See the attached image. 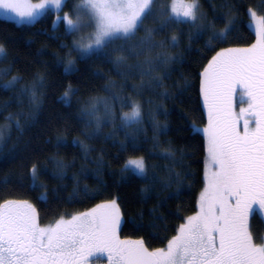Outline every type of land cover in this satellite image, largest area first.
<instances>
[{"label": "trees", "instance_id": "16d2710c", "mask_svg": "<svg viewBox=\"0 0 264 264\" xmlns=\"http://www.w3.org/2000/svg\"><path fill=\"white\" fill-rule=\"evenodd\" d=\"M199 3L205 25L202 34L190 39L194 29L188 23L170 24L155 33L154 39L165 41V46L152 55L162 52L173 60L146 76L117 65V56L126 55L113 51L120 40L103 51L75 58L74 70L66 72L64 64L71 57L74 35L62 23L53 25V13L47 12L31 24L0 18V45L5 49L0 58V203L26 200L35 206L43 224L117 198L122 212L120 239H142L149 250L166 246L178 225L196 212L204 186L205 139L193 128L205 125L208 117L200 73L221 49L252 44L249 9L264 17L262 0ZM168 4L170 0H157L136 40L146 29L159 27V12ZM66 8L67 4L63 10ZM228 17H234L235 23L227 38L209 44L212 33L223 29ZM173 35L178 42L170 47L167 41ZM144 59V55L133 56L125 63ZM13 75L20 77L15 86L3 88ZM157 75L165 78L159 87H153L149 81ZM34 83L38 103L31 100V91H24ZM69 85L73 94L70 103H65L62 96ZM96 98H104L100 100H106L114 111L100 121L99 128L83 114ZM132 101L141 104V123L125 128L121 114L130 111ZM168 148L174 153L171 157L163 152ZM139 156L146 160L148 181L121 172L129 157ZM170 170L171 186L164 187ZM149 183L151 191L142 192ZM43 193L46 202L41 199ZM250 230L255 243H262L261 216L250 217Z\"/></svg>", "mask_w": 264, "mask_h": 264}, {"label": "snow or ice", "instance_id": "6c2138e0", "mask_svg": "<svg viewBox=\"0 0 264 264\" xmlns=\"http://www.w3.org/2000/svg\"><path fill=\"white\" fill-rule=\"evenodd\" d=\"M156 2L79 0L74 10L75 19L71 12H65L62 16L57 15L53 23L62 21L69 33L86 27L94 29L73 41L74 49L69 51V56L72 50L82 55L100 52L120 40L121 45L113 51L126 55L117 56V65L129 72L139 70L146 76L160 64L166 65L173 60L172 56L162 52L152 55L153 50L165 46V41L154 39L155 33L170 24L188 23L194 29L190 34L192 39L205 29L199 0H170V4L159 12L162 17L159 27L146 29L145 35L136 40L137 31L153 15ZM65 3L66 0H39L38 3L0 0V10L5 16L15 14L20 22H31L49 8L62 11ZM85 16L87 21L82 19ZM249 16L256 25V42L250 47L221 49L200 73V92L208 113V126L203 129L207 151L205 187L198 199V211L178 225L166 247L149 250L142 239H120L122 212L117 198L68 219L62 215L43 227L39 224L35 206L28 201L8 200L0 203V264H90L92 258L105 254L108 264H264V242L255 243L250 230L251 216L259 215L264 222V17L257 16L253 9H249ZM234 23V17H228L225 27L212 33L209 44L213 40H225ZM177 42L176 35L167 41L170 47ZM4 53L5 49L0 45V57ZM141 55L145 56L142 62L125 63L127 58ZM74 68L75 61L69 59L65 71L71 72ZM164 78L152 76L149 83L159 87ZM19 79L13 76L2 87L12 88ZM24 91H31V100L38 103L35 83ZM238 92L241 102L247 98L248 106L240 108L236 115L233 103ZM72 94L69 85L62 96L65 103H70ZM104 108L106 115H114L113 106L106 100ZM97 111V104L93 103L83 114L89 117V123L94 119L99 128ZM141 118L140 102L132 101L130 111L121 114V124L125 128L139 126ZM135 139L133 134V142ZM0 140H3L2 130ZM163 152L169 157L174 155L171 148ZM121 172L149 180L143 156L129 157ZM31 174L35 181L36 165L32 166ZM152 180H155L154 173ZM171 182L170 170L169 182L163 186L170 187ZM151 187L149 183L141 191L150 192ZM41 199L46 202L47 194L43 193Z\"/></svg>", "mask_w": 264, "mask_h": 264}, {"label": "rangeland", "instance_id": "374dc122", "mask_svg": "<svg viewBox=\"0 0 264 264\" xmlns=\"http://www.w3.org/2000/svg\"><path fill=\"white\" fill-rule=\"evenodd\" d=\"M30 2L31 3H38L39 2V0H30ZM79 3V0H66V3L65 4H67V8L65 9V10H63V6L65 5H63L62 6V11H59V12H57L56 10H54V9H52V8H49L47 11H45L44 12V14L45 13H47V12H51V13H53V21L54 20H56V17H57V15H60V16H62L65 12H71L72 13V17H73V19H75V17H76V13H75V7H76V5ZM199 12H200V10H199ZM43 14V15H44ZM43 15H41V16H39V17H37L36 19H34V20H32L31 22H28V21H24V22H20V18H18V17H16L15 16V14H13V13H8V16H5L4 15V12H3V10H0V18H2V19H5V20H9V21H13V22H15V23H17V24H31V23H33V22H35L36 20H38L39 18H41ZM257 16H260V15H258L257 14ZM9 17H11V18H9ZM262 17V16H261ZM82 19L84 20V21H87V17L85 16V17H82ZM59 23H62L64 26H65V24L62 22V21H59V22H57L56 24H54L53 23V25H57V24H59ZM248 27L252 30V32H253V34H254V40H253V42H252V44H254L255 42H256V39H257V37H256V33H255V27H256V25H255V23L254 22H252V21H250V16H249V20H248ZM65 28H66V26H65ZM94 29H93V27H86V28H82L80 31H78V32H74L73 33V41H78V40H80V38H81V36H86L88 33H91L92 31H93ZM251 44V45H252ZM250 45V46H251ZM249 46V47H250ZM72 49H74V45H73V43H72ZM88 55V54H87ZM83 56H86V55H82V54H80V53H78L77 51H75V50H72L71 51V57H68V59L66 60V63L64 64V70H65V65L67 64V61L69 60V59H72V60H74L75 61V58H77V57H83ZM1 58V57H0ZM13 76H16V75H13ZM13 76H11L10 77V79H8V81L9 80H11L12 79V77ZM6 83V82H5ZM4 83V84H5ZM3 84V85H4ZM104 103H105V100H97L96 101V104H97V109H98V111L101 113L100 114V121L101 120H105V119H107V118H109V115H106V113H105V108H104ZM108 103V102H107ZM91 105V104H90ZM247 106H248V104H247V98H244L243 99V102H241V97H240V95H239V92L237 93V95L234 97V103H233V111H234V113L236 114V115H239V110H240V108H247ZM90 107V106H89ZM89 107H87V108H89ZM86 108V109H87ZM206 111H207V109H206ZM207 115H208V113H207ZM246 118V117H245ZM92 122L94 123V125L96 126V122H95V120L93 119L92 120ZM208 126V117H207V121H206V124L205 125H203V126H196V125H194L193 126V128H194V130H196V131H198V132H200V133H202L203 135H204V133H203V129L205 128V127H207ZM253 127L255 126L254 124L252 125ZM240 128H241V131H242V128H243V119H241L240 120ZM5 130V129H4ZM204 139H205V159H204V186H203V189H204V187H205V171H206V169H205V164H206V159H207V151H206V137H205V135H204ZM202 189V190H203ZM201 193V192H200ZM199 196H200V194H199ZM199 199V198H198ZM10 200H13V201H26V200H14V199H10ZM6 201H8V200H6ZM5 202V201H4ZM3 203V202H2ZM30 203V202H29ZM101 203H103V202H101ZM101 203H98V204H101ZM97 205V204H96ZM95 205V206H96ZM95 206H93V207H91V208H89V209H87V210H90V209H92V208H94ZM87 210H84V211H87ZM84 211H82V212H84ZM198 211V203H197V209H196V212ZM195 212V213H196ZM80 213V212H79ZM194 213V214H195ZM75 214H77V213H75ZM193 214V215H194ZM74 215V214H73ZM72 216V215H71ZM70 216V217H71ZM70 217H68V218H70ZM68 218H65V219H68ZM59 219V218H58ZM55 220H57V219H55ZM55 220H52V221H50V222H47V223H43V224H41V223H39L42 227L43 226H45V225H48V224H50V223H54L55 222ZM262 242H264V235H263V237H262ZM166 247V246H165ZM104 256H106V254L104 255ZM90 264H108V263H106V262H103V263H99V261H97V260H91L90 261Z\"/></svg>", "mask_w": 264, "mask_h": 264}, {"label": "flooded vegetation", "instance_id": "af4514ba", "mask_svg": "<svg viewBox=\"0 0 264 264\" xmlns=\"http://www.w3.org/2000/svg\"><path fill=\"white\" fill-rule=\"evenodd\" d=\"M91 260H97L99 263L106 262L108 263L107 256L99 257V258H92Z\"/></svg>", "mask_w": 264, "mask_h": 264}, {"label": "water", "instance_id": "95a60500", "mask_svg": "<svg viewBox=\"0 0 264 264\" xmlns=\"http://www.w3.org/2000/svg\"><path fill=\"white\" fill-rule=\"evenodd\" d=\"M146 246V245H145Z\"/></svg>", "mask_w": 264, "mask_h": 264}]
</instances>
